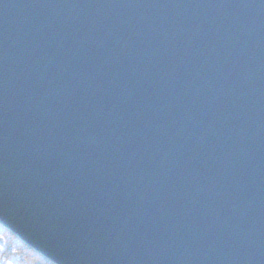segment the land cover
Wrapping results in <instances>:
<instances>
[{
    "label": "water",
    "instance_id": "1",
    "mask_svg": "<svg viewBox=\"0 0 264 264\" xmlns=\"http://www.w3.org/2000/svg\"><path fill=\"white\" fill-rule=\"evenodd\" d=\"M0 227L51 264H264V0H0Z\"/></svg>",
    "mask_w": 264,
    "mask_h": 264
},
{
    "label": "trees",
    "instance_id": "2",
    "mask_svg": "<svg viewBox=\"0 0 264 264\" xmlns=\"http://www.w3.org/2000/svg\"><path fill=\"white\" fill-rule=\"evenodd\" d=\"M0 264H50L0 229Z\"/></svg>",
    "mask_w": 264,
    "mask_h": 264
}]
</instances>
